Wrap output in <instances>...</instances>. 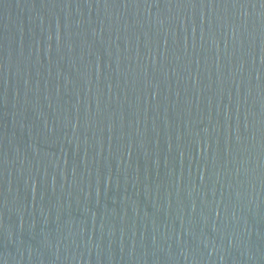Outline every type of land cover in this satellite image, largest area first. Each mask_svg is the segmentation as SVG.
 Wrapping results in <instances>:
<instances>
[{
  "label": "water",
  "instance_id": "95a60500",
  "mask_svg": "<svg viewBox=\"0 0 264 264\" xmlns=\"http://www.w3.org/2000/svg\"><path fill=\"white\" fill-rule=\"evenodd\" d=\"M0 264H264V0H0Z\"/></svg>",
  "mask_w": 264,
  "mask_h": 264
}]
</instances>
